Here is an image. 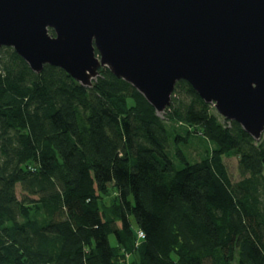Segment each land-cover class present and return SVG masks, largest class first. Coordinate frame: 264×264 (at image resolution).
Instances as JSON below:
<instances>
[{
	"label": "trees",
	"instance_id": "obj_1",
	"mask_svg": "<svg viewBox=\"0 0 264 264\" xmlns=\"http://www.w3.org/2000/svg\"><path fill=\"white\" fill-rule=\"evenodd\" d=\"M0 58V264H264V137L187 81L162 117L107 68L85 87ZM198 135L211 147L194 160Z\"/></svg>",
	"mask_w": 264,
	"mask_h": 264
},
{
	"label": "water",
	"instance_id": "obj_2",
	"mask_svg": "<svg viewBox=\"0 0 264 264\" xmlns=\"http://www.w3.org/2000/svg\"><path fill=\"white\" fill-rule=\"evenodd\" d=\"M2 47L85 87L107 68L158 114L187 81L222 117L264 135V0H0Z\"/></svg>",
	"mask_w": 264,
	"mask_h": 264
},
{
	"label": "rangeland",
	"instance_id": "obj_3",
	"mask_svg": "<svg viewBox=\"0 0 264 264\" xmlns=\"http://www.w3.org/2000/svg\"><path fill=\"white\" fill-rule=\"evenodd\" d=\"M213 107H214V105H213ZM214 110L216 111L215 108H214ZM160 116L164 117L163 114H160ZM263 137H264V135H263ZM191 141L193 144H191L189 148H187L186 146H183V147L185 148L186 152L190 154V157H192V159H194V160L200 159L202 150L205 153L206 149L211 147L210 144L204 142V140H202L201 136H199V135L194 136L191 139ZM238 160H239V158L237 156H231V158H228V157L225 158V164H226V166H228L229 174H230V177L233 181H239L241 179V176L239 173ZM115 191H116V188L111 186L109 189V192H108L109 194L105 195L104 200L107 201L111 205L113 204L112 202H113V200L116 196V193H117ZM21 194H22L21 186L18 184L17 196L19 197V196H21ZM130 220H131L132 224L134 225V228L136 229L137 226L135 224L133 216H130ZM109 236H110V243L112 244V246H115L116 245L115 235L110 234ZM135 256L137 257V259L139 261V259L141 258L140 254L137 253Z\"/></svg>",
	"mask_w": 264,
	"mask_h": 264
},
{
	"label": "built area",
	"instance_id": "obj_4",
	"mask_svg": "<svg viewBox=\"0 0 264 264\" xmlns=\"http://www.w3.org/2000/svg\"><path fill=\"white\" fill-rule=\"evenodd\" d=\"M145 238V234L143 233V231L139 230L138 231V240L144 239Z\"/></svg>",
	"mask_w": 264,
	"mask_h": 264
}]
</instances>
